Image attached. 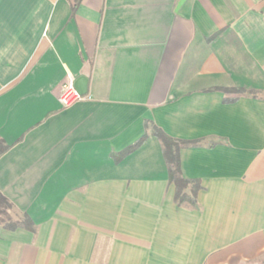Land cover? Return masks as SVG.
I'll return each instance as SVG.
<instances>
[{"label": "crops", "instance_id": "1", "mask_svg": "<svg viewBox=\"0 0 264 264\" xmlns=\"http://www.w3.org/2000/svg\"><path fill=\"white\" fill-rule=\"evenodd\" d=\"M180 1L0 0V264H264V0Z\"/></svg>", "mask_w": 264, "mask_h": 264}, {"label": "trees", "instance_id": "2", "mask_svg": "<svg viewBox=\"0 0 264 264\" xmlns=\"http://www.w3.org/2000/svg\"><path fill=\"white\" fill-rule=\"evenodd\" d=\"M224 92L227 93H244L242 89H226ZM152 135L159 140L162 148V154L165 161L168 181L174 186V202L176 205H187L195 206L196 198L198 192L202 189L197 180H187L185 179L180 172V150L183 147L194 146V143L177 141L169 138L164 133L158 129L152 130ZM143 137L139 142L133 146L124 150L120 153V157L127 156L132 150L138 148L144 141ZM9 149V146L5 141L0 138V157L6 153ZM11 211L14 213L16 220L12 221ZM0 227L14 230L16 228H26L31 229V221L26 216H18L13 211L12 205L7 201V199L0 194Z\"/></svg>", "mask_w": 264, "mask_h": 264}, {"label": "built area", "instance_id": "3", "mask_svg": "<svg viewBox=\"0 0 264 264\" xmlns=\"http://www.w3.org/2000/svg\"><path fill=\"white\" fill-rule=\"evenodd\" d=\"M74 84V78L69 74H66L64 78L56 85L59 94V102L64 108L71 107L77 103L84 102L89 99V97L81 95L75 88Z\"/></svg>", "mask_w": 264, "mask_h": 264}, {"label": "water", "instance_id": "4", "mask_svg": "<svg viewBox=\"0 0 264 264\" xmlns=\"http://www.w3.org/2000/svg\"><path fill=\"white\" fill-rule=\"evenodd\" d=\"M183 1L184 0L180 1V3L178 4V7H180ZM74 85L81 95L86 94V80L84 78H79L78 80H76Z\"/></svg>", "mask_w": 264, "mask_h": 264}, {"label": "rangeland", "instance_id": "5", "mask_svg": "<svg viewBox=\"0 0 264 264\" xmlns=\"http://www.w3.org/2000/svg\"><path fill=\"white\" fill-rule=\"evenodd\" d=\"M10 215H11L12 221L16 220V217L14 216V213L12 211H11Z\"/></svg>", "mask_w": 264, "mask_h": 264}]
</instances>
